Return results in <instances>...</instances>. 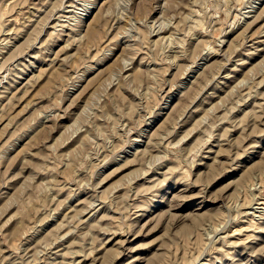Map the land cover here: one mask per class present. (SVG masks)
Returning a JSON list of instances; mask_svg holds the SVG:
<instances>
[{"label":"rangeland","instance_id":"obj_1","mask_svg":"<svg viewBox=\"0 0 264 264\" xmlns=\"http://www.w3.org/2000/svg\"><path fill=\"white\" fill-rule=\"evenodd\" d=\"M0 264H264V0H0Z\"/></svg>","mask_w":264,"mask_h":264},{"label":"bare ground","instance_id":"obj_2","mask_svg":"<svg viewBox=\"0 0 264 264\" xmlns=\"http://www.w3.org/2000/svg\"><path fill=\"white\" fill-rule=\"evenodd\" d=\"M252 7V6H251Z\"/></svg>","mask_w":264,"mask_h":264}]
</instances>
